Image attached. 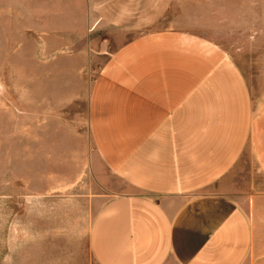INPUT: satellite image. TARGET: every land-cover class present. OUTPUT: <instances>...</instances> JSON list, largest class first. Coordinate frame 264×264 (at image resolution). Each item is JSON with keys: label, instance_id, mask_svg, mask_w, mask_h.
I'll return each instance as SVG.
<instances>
[{"label": "crops", "instance_id": "crops-1", "mask_svg": "<svg viewBox=\"0 0 264 264\" xmlns=\"http://www.w3.org/2000/svg\"><path fill=\"white\" fill-rule=\"evenodd\" d=\"M172 1L89 0L115 46L84 133L73 114L36 112L49 122L35 168L49 160L52 183L88 216L92 264H264V81L217 40L160 26ZM11 5L0 0V56L11 23L25 22ZM239 162L251 184L234 195Z\"/></svg>", "mask_w": 264, "mask_h": 264}, {"label": "rangeland", "instance_id": "rangeland-1", "mask_svg": "<svg viewBox=\"0 0 264 264\" xmlns=\"http://www.w3.org/2000/svg\"><path fill=\"white\" fill-rule=\"evenodd\" d=\"M11 3L21 5H11V17L25 22L11 23L9 55L0 56V264H92L79 231L88 216L52 183L49 160L35 168V140L41 157L49 122L35 114H73L84 133L92 80L115 46L103 39L112 31L89 0ZM160 26L217 40L250 81H264V0H173ZM247 171L239 162L227 176L234 195L251 184Z\"/></svg>", "mask_w": 264, "mask_h": 264}]
</instances>
